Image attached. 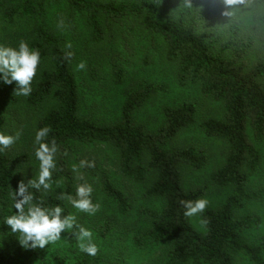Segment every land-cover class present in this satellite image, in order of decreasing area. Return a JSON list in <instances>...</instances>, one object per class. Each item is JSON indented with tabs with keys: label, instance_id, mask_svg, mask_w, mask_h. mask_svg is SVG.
Segmentation results:
<instances>
[{
	"label": "trees",
	"instance_id": "1",
	"mask_svg": "<svg viewBox=\"0 0 264 264\" xmlns=\"http://www.w3.org/2000/svg\"><path fill=\"white\" fill-rule=\"evenodd\" d=\"M180 2L163 0L157 5L153 0H0V24L11 41L7 44L1 37L0 46L18 48L21 41H26L40 52L36 83L24 98L26 103L39 108L53 100L38 118L36 131L51 129L46 141L50 143L54 138L59 147L52 180H62L63 186L57 191H29L34 203L42 201L49 208L59 205L62 215H67L72 213L73 205L58 196L64 193L75 197L78 184L86 182L93 187V203L96 194L102 192L114 201L118 213L128 214L133 205L126 189L115 182L103 155L87 152L91 145H104L115 154L124 181L143 183L153 177L144 194L164 200L158 209L139 208L148 219V227L136 236L138 246L144 238L168 243L163 264H237L239 252L256 264H264V241L251 244L244 235L260 219L238 214L248 200L264 201V187H250L253 174L264 163V151L255 141L264 140V37L258 42L244 33L238 20L230 21L224 29H214L213 21L223 10L220 2L201 5L202 0H193L191 9L179 7ZM253 2L259 7L255 19L264 26V0ZM52 16L57 17L55 22ZM78 24L87 31L85 39L94 54L106 63L113 83L127 81L141 52L149 65L151 55L161 50L165 59L176 65L180 85L199 84L206 98L223 104L222 116L207 117L200 126L208 136L228 141L226 159L211 173V179L215 184L230 185L232 190L220 205L201 212L205 232L184 215L186 209L180 201L204 197L205 186L185 187L183 169L204 167L209 154L194 145H174L182 130L196 122L197 104L184 100L175 106L165 105V122L150 130L136 120L135 113L166 90V85L144 80L123 90L120 114L111 123H101L92 113H83L81 85L75 71L80 52L64 31ZM138 34L148 38L146 47L136 45ZM90 71L92 77H98L92 66ZM15 88V82L5 83L0 74V132L5 108L20 103ZM85 159L94 161L95 166L79 168ZM31 160H37L35 150L0 152V211L15 214L12 194L21 180L27 183L32 179L27 167ZM72 160L78 172L73 171ZM78 175L83 179H77ZM7 217L0 215V264L14 260L17 264H125L119 257H106L100 248L95 256L80 250L73 234L81 226L85 228L80 218L69 230L67 249L45 256L39 248L17 246L19 233H12L5 223Z\"/></svg>",
	"mask_w": 264,
	"mask_h": 264
},
{
	"label": "rangeland",
	"instance_id": "2",
	"mask_svg": "<svg viewBox=\"0 0 264 264\" xmlns=\"http://www.w3.org/2000/svg\"><path fill=\"white\" fill-rule=\"evenodd\" d=\"M219 2L220 0H202L201 5H214ZM253 3L252 0L249 7L238 11L233 17L217 16L213 21V28L224 29L230 21L238 20L243 27L244 33L253 35L259 42L264 37V26L255 19V14L259 11V7ZM60 15L62 16L63 13ZM52 18H54L52 22L57 19L54 16ZM13 30L9 29V32ZM64 31L69 33V42L80 52L75 63V71L81 85L83 113H92L97 121L101 123L114 121L120 114V107L124 98L123 90L144 80L166 85V90L158 92L135 113L136 120L144 123L150 130L157 129L165 122L163 114L165 105L175 106L184 100H191L197 104L196 122L182 130L174 145H194L208 152L209 161L204 167L199 169L191 166L184 167L183 181L186 188L206 187L203 197V199L208 201L206 208L220 205L231 193L232 187L230 185L215 184L211 179V173L224 163L228 152V141L223 138L208 136L202 130L200 123L207 117L222 116L223 104L220 101L206 98L202 94L199 84L180 85L177 79L176 65L165 59L161 50L158 54L151 55L149 65L144 63V54L141 52L139 58L135 61L131 76L124 84L117 85L112 82L106 63L103 60L100 61L97 54H94L95 51L91 45L87 44L85 39L87 31L84 27L80 24L71 25L68 28H64ZM1 37L5 38L4 41L7 44L11 42L10 37L5 35V28L0 24ZM136 37V45L139 48L148 45L149 40L145 35L141 36V34H138ZM81 62L85 64L83 69L78 68ZM91 66L98 73L97 78L91 76ZM35 83L36 79L34 78L31 85L32 88ZM25 97L20 95V103L18 105L8 106L3 111V133L6 135H15L17 131L22 133L13 145L5 149L6 151L32 152L39 146L35 142L37 133L36 122L45 110L53 104V100L50 99L41 107L35 108L26 103ZM255 141L260 149L264 151V140ZM87 152L91 155L100 154L104 156L106 167L111 172L115 182L126 189V194H128L133 206L128 214L121 215L118 213L114 201L103 195L102 192H98L94 204H99L100 207L95 214L82 212L74 206L71 214L75 215L76 219H82L85 228L91 230L93 242L102 250L106 257L110 259L119 257L125 264H163L169 247L168 243H154L144 238L142 245L138 246L136 241V236L148 227V219L139 212V208L146 206L158 209L164 204L162 198H150L144 194L153 177L143 183L124 181L117 170L115 154L110 149L104 145H91ZM71 163L72 167L76 166L74 160ZM27 167L31 178H37L39 161L31 160ZM51 184L50 190L57 191L63 186V181L60 180L55 183L52 180ZM250 187L252 189L264 187V163L253 174ZM1 214L10 216L13 215V212L1 210ZM238 214H252L260 219L253 227L246 229L244 235L245 239L251 244H258L264 241V201L248 200ZM190 220L198 229L203 232L206 231L201 213L191 216ZM107 226H110V228L106 229ZM68 233L67 230L62 232L61 239L54 244L50 243L44 249H40L41 253H44L45 256H50L64 252L68 247ZM19 245H21L20 241L17 246ZM4 247L6 246L4 245ZM22 248L25 249L23 246ZM236 254L237 264H256L243 252ZM17 262L18 260H14L10 264H17ZM42 264L72 263L52 261L43 262Z\"/></svg>",
	"mask_w": 264,
	"mask_h": 264
},
{
	"label": "clouds",
	"instance_id": "3",
	"mask_svg": "<svg viewBox=\"0 0 264 264\" xmlns=\"http://www.w3.org/2000/svg\"><path fill=\"white\" fill-rule=\"evenodd\" d=\"M157 5L162 4L163 0H153ZM252 0H220L223 5L221 15L224 17H233L238 11L250 6ZM193 0H181L179 7L185 9L193 8ZM71 47V45H68ZM71 55V54H69ZM40 63L39 50H33L26 41H21L18 48L11 46H0V74L7 84L16 83L15 95L28 96L32 92V81L36 76ZM79 69L85 68L81 62ZM51 129L44 127L37 131L35 142L39 146L35 150V157L39 161V173L37 178H32L25 183L19 182L18 188L12 194L15 200L14 207L16 213L6 218L12 233H19L20 244L28 249H44L48 245L54 244L61 239V234L65 230L73 229L76 225V216L73 214L62 215L61 206L45 207L43 202L34 203V196L29 188L37 190H50L53 171L56 169V155L59 147L53 138L47 142ZM17 131L15 135H6L0 132V152L8 149L21 136ZM94 161L81 160L79 168L94 167ZM79 168L73 166V171L78 172ZM77 179L82 180L83 176L78 175ZM93 187L88 183L78 184L76 196L61 193L58 199H67L76 209L89 214H95L99 210V204H94L91 198ZM181 205L186 209L184 215L191 217L203 212L206 209L208 201L206 199L181 200ZM80 241L79 248L89 255L95 256L99 248L92 240V232L84 227L79 228L78 233H73Z\"/></svg>",
	"mask_w": 264,
	"mask_h": 264
}]
</instances>
